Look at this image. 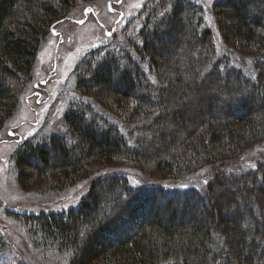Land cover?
Masks as SVG:
<instances>
[{"label": "trees", "instance_id": "obj_1", "mask_svg": "<svg viewBox=\"0 0 264 264\" xmlns=\"http://www.w3.org/2000/svg\"><path fill=\"white\" fill-rule=\"evenodd\" d=\"M93 4L0 0V129L33 82L51 26ZM210 12L213 27L196 2L151 1L135 25L81 59L74 71L80 94L64 115L65 130L27 140L12 155L23 188L55 174L64 176L59 190L93 180L75 208L16 216L36 248L61 254L68 264H264V158L250 169L229 167L264 147V0H218ZM187 28L195 45L178 46L175 39ZM215 33L223 46L253 55V78L220 55ZM173 51L179 53L167 56ZM196 82L191 99L187 90ZM211 93L218 96L209 100ZM172 96L192 100L185 114L175 115ZM164 135L170 143L161 153L146 148ZM106 160L154 166L192 184L181 190L96 173ZM202 171L211 176L195 181ZM227 187L245 195H224ZM242 208L244 214L232 216ZM5 246L0 238V250Z\"/></svg>", "mask_w": 264, "mask_h": 264}, {"label": "rangeland", "instance_id": "obj_2", "mask_svg": "<svg viewBox=\"0 0 264 264\" xmlns=\"http://www.w3.org/2000/svg\"><path fill=\"white\" fill-rule=\"evenodd\" d=\"M151 1L154 0H90L94 3L90 8L82 12L78 7L71 16L59 20L51 26L48 40L38 55L33 72V82L28 86L22 104L11 121L5 128L0 129V238L7 245L0 250V264L6 262L9 264H68L67 258L63 255L36 248L31 241L27 227L16 219V216L18 214H47L75 208L88 193L93 180L85 181L75 187L69 185L64 190H59L56 188L57 181L64 176L55 174L41 182L32 184L30 188H23L17 181L12 155L27 140H43L65 130L64 115L70 103L79 98L80 94L75 89L74 71L76 66L85 54L117 35L118 32H123L126 27L135 25L133 20ZM191 1L207 8L206 17L209 26L213 27L214 20L210 10L218 0ZM214 35L219 45L220 55L230 58L231 64L241 67L245 71V75L249 77L255 75V68L249 61L253 56L250 52L238 53L231 47H225L222 44L221 35L219 33ZM175 41L178 46L179 44H182L183 47L195 45L189 28L184 30L182 36ZM171 53L174 56L179 51L170 52L167 56H171ZM178 59V57L175 59L176 62ZM169 64L173 67L175 63ZM198 86L197 82L191 83L187 90V93L189 91L191 93L189 94L191 99L199 90ZM220 88L223 90L222 86ZM235 88H237L236 85ZM211 95L212 97L207 99L212 100L213 97L218 96L215 93H211ZM206 96H210V94L203 96L205 102L208 101ZM191 99L187 102L175 98V96L169 97L174 105V110H176L175 115L185 114L186 106L190 101L192 102ZM220 108L218 112H220ZM164 137V142L157 140L151 149L150 146H146V148L150 151L153 148L156 153H161L163 147L165 148L170 143L168 136L164 135ZM263 150L264 147L262 150L256 148L248 150L239 161L230 164L229 167L239 165L250 169L264 158ZM155 151L151 152L155 153ZM99 166L101 167L96 169V173L126 175L138 185L149 184L184 190L192 184L189 183V180H172L154 166H150L151 169H146L128 160L118 162L106 160ZM198 176L200 177L195 181L198 182V179L203 181L211 176V172L202 171L194 177ZM205 187L203 183L200 185L195 183V188L204 190ZM221 193L219 192L218 195ZM226 194L234 199L245 195L241 188L235 192L234 187L225 188L224 195ZM228 202L229 199L225 198L221 203L226 205ZM243 210L244 208L234 211L232 216L244 214ZM130 227L132 226H126L127 232H130Z\"/></svg>", "mask_w": 264, "mask_h": 264}, {"label": "snow or ice", "instance_id": "obj_3", "mask_svg": "<svg viewBox=\"0 0 264 264\" xmlns=\"http://www.w3.org/2000/svg\"><path fill=\"white\" fill-rule=\"evenodd\" d=\"M207 182V181H206Z\"/></svg>", "mask_w": 264, "mask_h": 264}]
</instances>
